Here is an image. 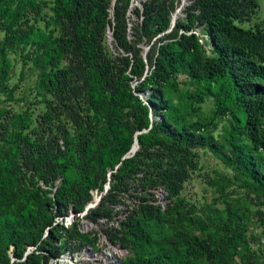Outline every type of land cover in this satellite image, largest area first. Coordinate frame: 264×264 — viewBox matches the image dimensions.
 Returning <instances> with one entry per match:
<instances>
[{
    "label": "trees",
    "instance_id": "16d2710c",
    "mask_svg": "<svg viewBox=\"0 0 264 264\" xmlns=\"http://www.w3.org/2000/svg\"><path fill=\"white\" fill-rule=\"evenodd\" d=\"M190 1L167 32L177 0H147L142 10L132 0H0V98L17 101L24 70H33L43 106L34 116L0 105V264H48L72 239L80 243L74 250L93 244L77 224L54 222L83 212L106 183L86 215L94 224L112 219L121 195L141 189L120 229L104 231L130 251L122 264H260L246 253L241 217L192 215L180 199L200 149L264 196V28L241 27L259 3ZM127 13L140 20L132 42ZM193 30L200 36L186 34ZM15 62L21 71L12 85ZM181 75L193 91L179 88ZM221 119L218 143L210 131ZM135 138L139 149L124 158ZM160 186L171 199L165 211L149 202L147 189ZM168 216L174 232L155 237L148 227Z\"/></svg>",
    "mask_w": 264,
    "mask_h": 264
},
{
    "label": "rangeland",
    "instance_id": "374dc122",
    "mask_svg": "<svg viewBox=\"0 0 264 264\" xmlns=\"http://www.w3.org/2000/svg\"><path fill=\"white\" fill-rule=\"evenodd\" d=\"M146 1L132 0V8L136 7L142 10V3ZM258 3L259 8L256 15L250 23L241 25L242 28L248 29L255 24H262L264 28V0H258ZM112 12L113 10L111 9V18L113 15ZM126 17L128 23V40L132 42L135 39L134 24L140 22V20L133 13H127ZM2 37L3 35L0 33V40ZM111 41L112 37L109 34L107 35V44L111 52L116 56L117 53L111 45ZM137 47L141 49V54H144V52L147 53L148 51V47L143 43L138 44ZM20 71V63L15 62V74L10 82L12 85L18 83ZM24 71V78L19 81V89L15 93L17 101L8 103L4 102L3 98H0V105L13 109L14 111H25L29 108L34 116H37L43 112V106L37 104L36 72L33 70ZM179 80L181 81L179 85L180 89L183 91H193L192 85L188 81H184L185 76L181 75ZM170 96L176 101L178 94L172 93ZM140 98L145 101L147 92L143 91ZM212 107L213 104L211 101H207L202 105L206 117L210 115ZM216 125V128L211 129L210 135H212L214 141L223 143L222 136L224 129L227 127L226 119L216 121ZM197 153L196 169L190 174V179L184 183L183 190L180 194V199L186 207L184 210H190L192 215L197 214L201 216L204 213L212 219L217 215L226 216L227 211L237 214L241 217L248 238L247 255L256 259L260 264H264V196L252 186L244 185V181L235 177L234 171L208 149L197 150ZM121 196L123 197L124 195ZM125 197H123L124 200ZM117 217L118 214L115 213L111 222H103L100 225L98 223V226L93 225V228L91 226L92 230L90 228L91 232L88 235L92 239L95 238L96 241L98 234L100 235V233L110 229L109 226H114L115 228ZM174 221L175 218L168 216L163 222L152 223L148 228L155 237H161L164 234H172L174 232ZM129 255H131L130 252ZM235 260L237 262H229L228 264H242L238 262V259Z\"/></svg>",
    "mask_w": 264,
    "mask_h": 264
},
{
    "label": "built area",
    "instance_id": "2783aa9c",
    "mask_svg": "<svg viewBox=\"0 0 264 264\" xmlns=\"http://www.w3.org/2000/svg\"><path fill=\"white\" fill-rule=\"evenodd\" d=\"M114 2L115 0H113V3ZM175 4V10L171 14V25L167 32L172 31L175 23L186 16L184 11L186 7L191 4V1L187 0L186 3H183L181 0H177ZM182 33L184 32H179V34ZM186 34H195L200 36V32L198 30L189 31ZM201 37L207 39L206 36ZM200 43H203V41L200 40ZM209 48L210 47H208V49ZM208 49L206 48V50ZM57 184L58 181L56 182V185ZM109 188V184L106 183L101 192H98L97 190L92 191V201L86 205L83 212L75 213L74 215L70 213L67 217L56 218L54 225L61 224L65 229H69L72 228L74 224H77V231L81 234L88 235L90 234L93 225H97L98 223V225H100V223L103 224V222H111L114 218V214L117 213L118 219L115 228L114 226H109V228L110 230H119L120 223L125 220L126 216L133 211L139 202L141 189L138 187L137 193L135 192V189L129 190L127 193L128 195H124L126 196L125 200L123 198L124 196H120L119 201L113 207L111 214L112 219H100L94 224L86 219V215L90 209H93L98 205L99 201L108 192ZM147 192L150 193L149 202L159 206L162 211H165L166 208L171 204L169 193L164 187L160 186L157 188H148ZM101 238L102 240L100 241ZM79 244L80 243L75 239H72L70 242L71 246L69 248L65 247L63 252L57 258H51L48 264H122V261L129 256L130 252L128 249L123 248L119 242H112L109 238V235L105 232L100 233V235L98 234V238L93 244L83 245L82 247L74 250V246H78ZM33 249L34 248H29L26 252V255L29 254Z\"/></svg>",
    "mask_w": 264,
    "mask_h": 264
},
{
    "label": "water",
    "instance_id": "95a60500",
    "mask_svg": "<svg viewBox=\"0 0 264 264\" xmlns=\"http://www.w3.org/2000/svg\"><path fill=\"white\" fill-rule=\"evenodd\" d=\"M132 5H133V4H132ZM132 5H131V6H132ZM109 34H110V35L112 34V32L110 31V29H108V35H109ZM111 37H112V36H111ZM145 55H146V53L144 52V54H143L144 59H145ZM138 149H139L138 141H137V138H135V141H134V143H133L132 148L130 149L129 153H128L124 158H129V157L133 156V155L135 154V152H136ZM71 214L74 215L75 213H74L73 211H71Z\"/></svg>",
    "mask_w": 264,
    "mask_h": 264
},
{
    "label": "bare ground",
    "instance_id": "6f19581e",
    "mask_svg": "<svg viewBox=\"0 0 264 264\" xmlns=\"http://www.w3.org/2000/svg\"><path fill=\"white\" fill-rule=\"evenodd\" d=\"M183 3H186L187 2V0H181Z\"/></svg>",
    "mask_w": 264,
    "mask_h": 264
},
{
    "label": "clouds",
    "instance_id": "9594fccd",
    "mask_svg": "<svg viewBox=\"0 0 264 264\" xmlns=\"http://www.w3.org/2000/svg\"><path fill=\"white\" fill-rule=\"evenodd\" d=\"M107 35H108V33H107Z\"/></svg>",
    "mask_w": 264,
    "mask_h": 264
}]
</instances>
